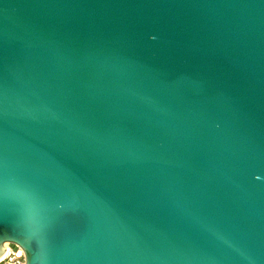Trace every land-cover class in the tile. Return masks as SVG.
<instances>
[{
	"label": "water",
	"instance_id": "95a60500",
	"mask_svg": "<svg viewBox=\"0 0 264 264\" xmlns=\"http://www.w3.org/2000/svg\"><path fill=\"white\" fill-rule=\"evenodd\" d=\"M82 64L126 76L85 77ZM0 77L15 174L72 183L38 151L63 160L55 142L71 133L49 117L63 118L77 94L131 121L88 147L105 179H81L112 212L89 201L94 236L49 247L8 212L0 259L8 243L25 264H264V0H3ZM189 225L213 252L184 247Z\"/></svg>",
	"mask_w": 264,
	"mask_h": 264
},
{
	"label": "snow or ice",
	"instance_id": "6c2138e0",
	"mask_svg": "<svg viewBox=\"0 0 264 264\" xmlns=\"http://www.w3.org/2000/svg\"><path fill=\"white\" fill-rule=\"evenodd\" d=\"M2 3L3 0H0V4ZM81 67L85 77L92 75L99 78L111 73L126 76L117 68L97 67L99 70L93 73L89 71V64H82ZM5 88L6 82L0 77V96ZM49 120L61 124L71 133L64 141L55 142L56 151L63 160L48 151L38 152L60 173L71 177V184H59L39 170L23 174H15L11 170L9 155L3 146L6 121L0 102V239H11L4 231L3 225L6 222L5 214L12 212L20 217L29 229L34 230L37 239L49 247L59 245L76 249L86 244L97 229V218L89 201H94L97 206L112 214L111 209L97 198L90 183L81 179L84 173L91 175L97 182H104L105 179L94 166L88 147L107 146L113 130L124 132L125 126L131 121L128 117L108 113L91 94L75 95L70 106L63 110V118L54 120L49 117ZM26 139L31 142L30 137ZM64 160L72 161L74 166H68ZM128 215L129 209L125 217ZM145 219L152 228L167 225L165 219L159 215H146ZM195 223L194 218L192 224ZM137 235L146 247L153 246V241L146 236ZM24 243L30 246L29 241ZM184 247L189 252L199 253H211L215 250L212 242L202 238L200 232L191 225L184 238ZM192 258L182 254L175 259L190 262ZM82 259L73 256L69 264H81Z\"/></svg>",
	"mask_w": 264,
	"mask_h": 264
},
{
	"label": "built area",
	"instance_id": "2783aa9c",
	"mask_svg": "<svg viewBox=\"0 0 264 264\" xmlns=\"http://www.w3.org/2000/svg\"><path fill=\"white\" fill-rule=\"evenodd\" d=\"M6 245V244H5ZM6 254L0 259V264H25V253L22 247L8 244Z\"/></svg>",
	"mask_w": 264,
	"mask_h": 264
},
{
	"label": "bare ground",
	"instance_id": "6f19581e",
	"mask_svg": "<svg viewBox=\"0 0 264 264\" xmlns=\"http://www.w3.org/2000/svg\"><path fill=\"white\" fill-rule=\"evenodd\" d=\"M5 246L9 249V246L7 244Z\"/></svg>",
	"mask_w": 264,
	"mask_h": 264
}]
</instances>
